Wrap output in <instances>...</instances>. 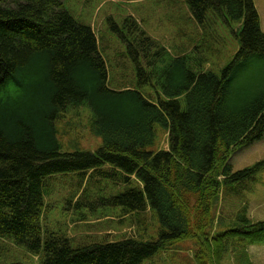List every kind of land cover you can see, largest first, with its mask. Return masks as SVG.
<instances>
[{
    "label": "trees",
    "instance_id": "trees-1",
    "mask_svg": "<svg viewBox=\"0 0 264 264\" xmlns=\"http://www.w3.org/2000/svg\"><path fill=\"white\" fill-rule=\"evenodd\" d=\"M184 2L199 24L218 13L238 40L217 71L195 70L202 62L188 53L171 55L132 17L121 24L109 18L138 84L156 91L154 101L136 88L109 87L93 27L79 23L65 0H0V237L40 255L39 264H143L187 239L196 241V264H223L228 255L235 264H253L247 247L264 244V220L249 218L241 207L222 230L212 228L227 224L213 214L222 188L234 185L238 192L264 169V159L237 171L228 162L234 149L264 134L259 13L253 0ZM83 102L93 111L90 128L102 144L95 151L62 152L56 123L69 105ZM156 124L168 131L167 150L146 149ZM89 171L138 181L104 201L126 214L144 211L148 203L162 225L157 239L73 245L52 232L43 239L48 180L66 173L86 179Z\"/></svg>",
    "mask_w": 264,
    "mask_h": 264
},
{
    "label": "rangeland",
    "instance_id": "rangeland-1",
    "mask_svg": "<svg viewBox=\"0 0 264 264\" xmlns=\"http://www.w3.org/2000/svg\"><path fill=\"white\" fill-rule=\"evenodd\" d=\"M253 1L264 31V0ZM65 7L79 23L93 27L99 51L107 65L109 87L136 88L154 101H157L156 91L150 85L138 84L134 63L125 43L110 29L109 18L121 24L125 18L132 17L148 36L171 55L188 53L190 57L201 60V66L194 67L195 70L217 71L231 59L239 45L231 28L218 13L209 14L204 24H199L192 18L184 0H65ZM239 28L240 24L234 25V29ZM160 95L165 98L161 92ZM181 102L184 107V101ZM92 119L93 111L87 102L66 108L56 123V136L62 152L98 149L102 139L92 132ZM155 127V140L146 149L167 150V129L161 124ZM262 159L264 134L252 144L234 149L228 162L233 171H237ZM108 167L103 166L104 169ZM113 179L93 175L91 171L86 174V179L77 173L51 177L43 191V239L46 232L67 236L73 245L124 238L137 241L157 239L162 225L156 211L148 203L144 211L126 214L124 207L111 206L104 201L105 198L140 185L135 179L129 183ZM229 187L222 188L220 200L213 210L215 218L227 224L212 228L214 233L226 227L241 207L246 208L249 218L264 220V169L255 176V180L240 185L238 192L234 185ZM247 250L253 264H264V244L248 246ZM195 251L196 241L187 239L159 250L143 264H196ZM234 258V255H228L223 264H235ZM14 263L39 264L40 255L30 254L23 245L0 237V264Z\"/></svg>",
    "mask_w": 264,
    "mask_h": 264
},
{
    "label": "crops",
    "instance_id": "crops-1",
    "mask_svg": "<svg viewBox=\"0 0 264 264\" xmlns=\"http://www.w3.org/2000/svg\"><path fill=\"white\" fill-rule=\"evenodd\" d=\"M251 247V246H250Z\"/></svg>",
    "mask_w": 264,
    "mask_h": 264
}]
</instances>
